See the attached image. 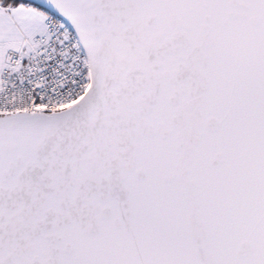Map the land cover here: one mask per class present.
<instances>
[{"label":"snow or ice","instance_id":"obj_1","mask_svg":"<svg viewBox=\"0 0 264 264\" xmlns=\"http://www.w3.org/2000/svg\"><path fill=\"white\" fill-rule=\"evenodd\" d=\"M0 264H264V0H0Z\"/></svg>","mask_w":264,"mask_h":264}]
</instances>
